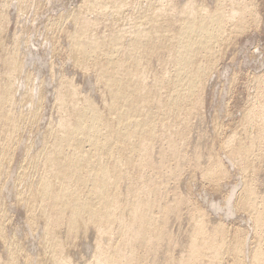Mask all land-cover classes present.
I'll use <instances>...</instances> for the list:
<instances>
[{"label":"bare ground","instance_id":"6f19581e","mask_svg":"<svg viewBox=\"0 0 264 264\" xmlns=\"http://www.w3.org/2000/svg\"><path fill=\"white\" fill-rule=\"evenodd\" d=\"M19 1L15 2V7L25 10L24 3ZM195 1L185 0L176 6L173 0H82L79 10L76 6L72 9L77 11L66 12L65 18L73 23V28L67 24L71 31H65L71 64L84 72L93 69L97 83L103 86L101 92L107 98H103L105 107L102 109L81 94L74 82L66 79L57 86L59 90L54 98L58 117L47 121L45 127L39 126L43 113L39 114V101H34L32 91L36 86L30 90L31 76L24 70L19 47L4 52L0 59V249L4 253H0V264H264V188L258 186L262 174L260 166L264 164L262 77L256 74L258 81L254 82L262 95L256 94L258 99H253L252 105L241 112L236 135L226 140L222 148L231 155V162L240 167L243 175L237 206L245 211L251 223L250 243L239 233L229 238L225 223L210 219L209 213L200 206L184 210L188 207L187 195L177 188L170 194L165 186L171 181L176 187L183 176L187 160L180 143L184 146L186 135L191 132L184 125L189 126V118L191 121L193 116L190 112H194V108L200 111L195 102L201 97H198L200 86L214 63L219 49L216 46H221L218 44L225 36H232L227 35L229 27L240 31L250 26L248 17L253 16L252 10L257 6L251 5L252 0H248L250 3L212 0L214 4L210 9L211 1L203 2L207 6H198L199 0ZM2 14L0 12V17ZM173 16L178 18L174 23ZM101 18L107 19H102L103 24L108 21L110 28L105 24L108 29L98 32L96 28ZM16 87H20L19 91ZM179 126L184 129L179 130ZM16 157H19L17 161ZM204 159L206 161V157ZM198 160L197 156L188 161L197 165ZM201 165L202 162L198 166L202 168ZM207 165L201 173L205 180L217 184L227 174L216 155L212 154ZM6 199L11 207L21 211L32 237L38 235L40 256L32 250L37 257L35 254L30 257L27 252L23 254L25 248L21 240L24 236L21 234V240L17 239L19 234L12 237L6 234L10 222ZM182 214L186 216L187 229L179 223L183 220ZM175 223H178L176 231ZM23 226L11 227L13 233ZM85 242L93 249L89 257L87 250L84 255L80 252L85 246L78 248L79 243ZM72 253H76L78 260Z\"/></svg>","mask_w":264,"mask_h":264},{"label":"rangeland","instance_id":"374dc122","mask_svg":"<svg viewBox=\"0 0 264 264\" xmlns=\"http://www.w3.org/2000/svg\"><path fill=\"white\" fill-rule=\"evenodd\" d=\"M13 1H14V3H13ZM173 1H174L173 4L176 3L175 4L176 6H178L179 3L180 4L185 3V0L184 1L183 0H179V2H178V0H173ZM249 1H251V0H249ZM252 1H253V3L251 2V5L254 4L253 5L254 7L256 5L257 6L254 8V10H252V11H254L253 16H251L252 14H250L249 15L250 17H248V19H251V20H247V24L249 22L250 26L246 25L243 30H240L241 32L239 30H237V29L229 27V29H228L229 33L227 35L232 34V36L231 35H230L231 37L230 36H225V39L226 38L229 39V37H230L229 40L226 39L229 42H227L223 38V40L221 42L224 43V44L219 42L218 45L220 46V44H221V46L222 45H224V46H222V48H221V46L220 47L216 46V48H219V49L221 48V49L220 50L219 49L216 50L214 63L210 66L211 68H210V70L208 72L209 75L207 73L205 83H202L203 86L202 85L200 86L198 97L201 96L202 98L200 97L201 100H200V98L197 99V102L199 104H197V102H195V105H198L197 107L200 108V111H199L198 108L197 109L194 108V107H196L194 105V107H193L194 108V112H193V110H192V112H190V113L193 114V116H192V114H190L192 116V117L191 116L190 117L193 120H195V121H193L191 119V121H190V118H189V122L192 123V125L194 126V128L192 127L194 131H192V128L190 127V125H191L190 123H189L188 127L186 125H184L186 127V129L187 128H188V130L191 129V132L190 131L188 132V130H187V132H188L187 135H186V138H187L186 140L187 141L186 140L184 141V146H183L182 142L180 143L182 145V151H183L182 153H185V155H186L185 160H187L186 164H185V166L183 168V176L181 175L182 178H180V180L178 181L180 183L177 182V186L176 187H174L176 184L175 183H171V181H170L169 184H165L166 189L168 190V193H170V194L173 193L172 190L173 189L175 190L177 188V190L179 189L178 191H180V192L182 191V193L185 196L187 195L186 199H187V202H188V207L184 208V210L189 208V206L190 207L198 206L197 208H199V206H200V209L203 210L206 214L209 213L207 215H208V217H210V219L217 218V219H213V220L215 222L217 221V223H220V222H223L221 224L225 223L224 226H226L225 227L226 230L229 229L227 231V233L229 232L228 233V236H230L229 238L233 239V238H235L234 235L237 233L236 235L238 236V233H239V236H241L243 238V240H245V242L249 241L248 243H250V241L252 240V239H250L252 237L251 223L247 219V214L245 213V215H244L245 211L239 210V207L237 206V203L240 200L239 199V194H240V191L242 189L240 187H241V183H242L241 181L243 180V175H241V170L239 169L240 167L237 166L236 164H234L233 162H231L232 161L231 160V155L227 154V152L225 153V149H223L224 150L223 151L222 148H224V142L226 140H228V139L232 138V136L236 135V133H237L236 131H237V128L239 126V122H240V120L242 118V113L241 112H243L247 107H250L252 105V103L254 102L253 99H255L257 96H260V95L264 94V89H263V93L261 94L260 93V89L258 88V86H256L257 83H254V82L258 81L257 80L258 78L262 77V79H264L263 78L264 77V0H252ZM254 1H255V3H254ZM10 2H12V3H10ZM15 2L17 4L18 0H16V1L15 0H9V1L0 0V8L1 7L3 8L4 6H6V7H4L5 9L1 8V11H0V12L3 13L2 16L0 17V20H1L0 21V25H1V28H0V36H1V38H0V40L2 41V44H1V41H0V47L3 48V49H0V59L7 52H9V51L11 52V50H12L11 47H16V46H17V48L19 47L18 48V55L20 56V58L22 57L25 60V62H24V60L22 59L23 60L22 63L24 64V70L29 73V77L31 76L30 77V81H29L30 82L29 86H31L30 90H33V88L36 86L34 91H32L33 94H34V101H36V102L39 101L40 110H41V111H39V114L43 113L40 116L39 123H41V124H39V126L41 125L42 127H45L48 124L47 121H50V119H51V121H54V120L57 119L56 117H58V112H57L56 107H55L56 104H55V99L54 98H56L55 96H57V91L59 90L57 86H59L62 83V81L66 80V79L71 80L72 82H74V84H76V86L78 87V91L81 94L83 93L85 96L89 97L94 104L96 103L95 104L96 106H101V108L103 109L105 107L103 105L104 104L103 98H107L106 97L107 95H105L103 92H101V91H103V86L101 85V83L100 84H98L99 82L97 83V81L95 79V76H94V74H96V73H93V72H95V71H93V69H91V70L89 69L91 72L88 71V70H86L84 72V70L80 69V67L76 66L74 63L71 64L72 61H71V57H70V54H69V47L67 45L68 38L66 37L67 35H65L66 32L71 31V29L73 28V25H72L73 23L70 24V22H72V21L69 18L68 19L65 18V16L67 17V15H68V13H66V12L73 11L74 9H72V8H75L78 5L80 6V4H82V0H32V1L31 0H20L19 2H21L22 4L24 3L23 5L25 6V10L23 9L22 11L17 10V8L15 7L16 6ZM171 2H172V0H171ZM197 2H198L197 3L198 6L203 5L204 3L208 4L210 2L209 3L210 5L208 4V8L212 7L211 5L214 4L212 2V0H199ZM242 2H244V1H242ZM245 2L246 3H250V2H248V0H245ZM6 4L7 5L9 4V5L7 6ZM206 4H204V5L207 6ZM79 6H78V10H79ZM14 7L16 8V10H15ZM13 8H14L15 11L13 10ZM18 11L19 12H24V13H21L22 14L21 15V14H19ZM74 11H77V10L75 9ZM4 12H5L6 15L9 13L8 14L9 17L6 16L4 14ZM25 13H27V17H26ZM62 13H63V16H61V17H63L64 20H66V23H64L63 18H62V20L60 19L61 17L59 15L62 14ZM14 14H17V15L14 16ZM178 14H179V12L177 14H175V16H177ZM19 15L22 17L21 19L18 18V17H20ZM257 15H259V17ZM254 16H256V17H254ZM177 17L174 18V16H173L172 23L177 21L176 20ZM257 17L259 19H257ZM102 19L103 20H107V19L101 18L100 22L102 21L101 22L102 24L99 22L98 27L96 28V31H97V29H99L98 32H103L104 30H107L108 28H110V24L108 25V23H107L108 21L105 23V24H107V27L109 26L107 28L105 26V24H103V20ZM253 19H257V20L254 21ZM22 20L24 22L26 21L27 23L25 22V24H24V22ZM59 22H61V23H59ZM252 22H254L255 24L252 23ZM44 23H45V25H44ZM48 23L50 24L51 27L47 26V25H49ZM67 24H68L69 28L70 27H72V28L69 29ZM2 25H4L5 27L2 26ZM60 25H61V27L58 28V26H60ZM55 26H57L58 30H56L57 28H55ZM99 26H101V27H99ZM104 26H105V29H104ZM21 27H23V29ZM47 28H49V29H47ZM50 28L52 30H50ZM230 28L232 30H230ZM46 29L51 31V32L47 31ZM19 30L24 32V33L20 32ZM236 30H237V32H236ZM61 31L62 32L64 31V33H62ZM231 31H233V32H231ZM48 33H50V34H48ZM62 34H63V36H62ZM15 35L19 39H17V37ZM24 35H25V37H24ZM47 35H50V36L47 37ZM51 35L53 37H51ZM64 36H65V38H64ZM15 37H16V40H14ZM46 37L49 38V39L46 40ZM59 37H60L61 40L59 39ZM25 38L27 40H25ZM48 40H50V41L52 40L51 41L52 43L50 41H48ZM3 41L5 42L4 44H3ZM8 42L11 43V44H9ZM14 42H16L15 44H17V42L21 43V44H19V45H15L14 44L13 45ZM25 42H27V43H25ZM65 42H66V44H65ZM23 43H25V44H23ZM28 43L31 46L28 45ZM4 45L6 46V48H5ZM9 45H11V46H9ZM23 45H24V47H23ZM55 45H57V46H55ZM26 46H27V48H26ZM21 48H23V49H21ZM25 48H26V50H25ZM27 49H29V51ZM26 51L28 52V55L26 54L27 53ZM30 51H32V53ZM4 52H6V53H4ZM47 53H49V54H47ZM32 55L35 56V59H33L34 57ZM52 59L55 61L56 65L51 66V63L54 64V61ZM27 60H29L30 62H28ZM52 67L54 68V70H53ZM50 68L53 71L52 70L50 71ZM65 68L68 69V70H65ZM59 70L63 74H61V72ZM55 71L57 73L58 72L59 73L57 74ZM52 72H54V73H52ZM86 72L87 73L89 72L91 76L89 74H87ZM210 73H211V75H210ZM50 74H52V76ZM55 74H57V77H58L57 79L58 80L56 79V77H54V76H56ZM256 74L258 75V78H255V76L257 77ZM212 75H213V77H212ZM66 76H68V78ZM209 76H210V78H209ZM37 78H38V80H37ZM72 78H74V79H72ZM31 79H33L34 83L31 81ZM39 79H40V81H39ZM35 81L37 82V84H36ZM31 83H33L34 85L31 84ZM39 83L41 84L42 88L44 87L43 90L40 87ZM48 83L51 84V85L49 86ZM93 83L97 84V86L95 84H93ZM52 86H53V88H52ZM255 87H257V88H255ZM19 88L16 87V91H17V89L19 91ZM36 90H38L40 92L42 91V93H40V92H38ZM53 90H54V92H53ZM35 91L37 93H35ZM43 91H44L45 94L43 93ZM50 93L54 94V95H51ZM102 93H103V95H102ZM38 94H39V97H38ZM40 94H42V95H40ZM256 94H257V96H256ZM102 96H104V97H102ZM99 97H101V99ZM260 97H261V99H262V97L264 99L263 95L260 96ZM45 98H47V99L45 100ZM18 99L21 100L22 96H20ZM43 99H44V101H42ZM257 99H258V97L256 98V100ZM199 101H201L202 103H200ZM262 101H264V100H262ZM51 102L54 103V104H52L53 107L51 105ZM44 103H46V104H44ZM52 108L54 109V112H53ZM51 110H52L53 113L51 112ZM195 112H196V114H195ZM199 114H201V115H199ZM198 120H200V121H198ZM193 122H195V123H193ZM44 123H45V125H44ZM182 129H184V128L179 126V130H182ZM217 130H219L218 133H217ZM192 132H194V133L190 134ZM196 132L199 133V134H197ZM200 136H201V138H200ZM188 140H189V142H188ZM187 142H188V144H186ZM216 142L218 144H216ZM217 148H218V150H217ZM194 150H195V152H194ZM219 150H220V152H219ZM219 153L220 154L222 153V154L220 155ZM212 154L216 155L221 160V163H222V165L225 168L226 173H227L224 176H222L223 178L219 179V182L217 184H214V183L208 181V179H206L209 182V184H208V182L202 176L203 174H201L202 171H203L202 169H204L205 167L208 166L207 162L210 161V157L212 156ZM223 155H225V156H223ZM192 156H194V157H192ZM197 156H198V159H199L198 160L199 164L197 163V165H196V164H194L193 161H191V162L188 161L190 158L193 159V158H195ZM204 157H206V161L208 159H209V161L206 162ZM187 158H189V159H187ZM18 159H19V157H16L14 160L17 161ZM200 161L202 162V165H201L202 168L200 166H198V165L201 164ZM187 162L191 163V164H188ZM203 162L205 164H203ZM263 165L264 164H261V166H260V171L261 172L259 171L260 174L261 173L262 174L261 175L258 174L260 176V180H258V186L260 188H264V167H263ZM203 166H204V168H203ZM185 175H186V178H185ZM259 176H257V177L259 178ZM224 179H225V181H223ZM223 182H224V186H222ZM210 184H211V186H210ZM167 185L171 186L172 189H171V187L168 186L170 188V190H169ZM215 185L217 186V188H215ZM169 191H172V192H169ZM207 192H209V193H207ZM188 198H189V200H188ZM233 199H235V200H233ZM9 200H11V199H9ZM220 200H221V202H220ZM192 201H194V202H192ZM224 201H225V203H224ZM7 203H9V204H7ZM192 203H194V204H192ZM215 203L217 205H215ZM221 203L223 204V206H218V204L222 205ZM226 203H228V204H226ZM5 205L6 206L9 205V208L8 209L6 208V212H7L6 215L9 214L7 217L9 218V221H10V222L8 221L9 224H7V226H6V230H8V231H6V234L9 237H12L13 235H18L19 234L17 236L18 238L16 236H14V237H16L17 239H20V240H21L20 237L24 236L22 238V240H21L22 242H24L23 243L24 248L25 249L27 248L26 251H25V249L23 250V254L24 255L30 254L29 255L30 257H34V256L37 257V254L33 253L35 251H36V253H38V255H39V253L41 255L42 249H41V246L39 245L40 244V242L38 241L39 237H38V235H34V237H36V238L32 237V234H30V232L28 231L27 227L24 225V219L22 218L23 214L21 213V211L18 209V207H17V209H16L15 206L11 207V202H9L8 200H7ZM213 207H214V209H213ZM14 210H16V211L14 212ZM184 210H183L184 214L187 213L186 211H188V209L186 211H184ZM11 211H13V213ZM19 211H20V213H19ZM10 213H12V215ZM17 213H19V214L17 215ZM20 214H22V215H20ZM182 216H183V214H182ZM19 217L21 218V220H20ZM14 220H15V222H14ZM218 220H219V222H218ZM180 222L183 224V225H181V227H183V229H185L184 227H186V229H187V225L185 226V224H187L185 215L183 216V220L179 221V223ZM13 223H15V225H14L15 227H13ZM175 225L178 226V223L173 224L174 231L177 230V227ZM16 226L17 227L18 226L19 227L23 226V228H20L17 231L15 230L16 232L14 234L13 233L14 229H12L11 227L17 228ZM21 229H22V231L20 233ZM249 230L251 231V233H249L250 232ZM18 231H19V233H18ZM24 231L27 233V236L29 234L31 235V236L29 235L30 241H29V238L26 235H23ZM10 233H11V235H10ZM89 234L92 236L91 233H89ZM91 236H90V238L93 237V236L92 237ZM244 236H247V237H244ZM245 238L246 239L248 238L249 240L248 239L246 240ZM25 239H27V240H25ZM34 239H35V241H34ZM36 239H38V240L36 241ZM38 242H39V244H38ZM85 244H87V243L86 242L85 243H81V244L79 243V246H78L79 249H83L82 247L85 246V248H84L85 250L84 249L82 250L83 252L80 251V250L79 251L82 253V255H84L85 254L84 252H87V251L88 252L86 253V255L88 253L92 254L93 249L89 245H85ZM30 245L32 246V248L34 247L35 250H33L34 248L32 249L31 247H28ZM81 245H83V246H81ZM250 247H251V245H250ZM28 248H31V249H29L30 251L28 250ZM89 249H91V250H89ZM28 251H29V253H28ZM25 252H27V254H25ZM30 252H32L33 254L30 253ZM0 253L4 254V253L1 252V249H0ZM89 254L87 255V257L90 256ZM72 256H74L73 258L75 260L76 259L78 260V258H79V257H77L76 253H74V254L72 253ZM75 257H77V258H75Z\"/></svg>","mask_w":264,"mask_h":264}]
</instances>
